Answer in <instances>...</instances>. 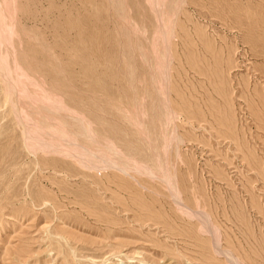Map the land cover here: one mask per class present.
<instances>
[{
    "label": "rangeland",
    "instance_id": "obj_1",
    "mask_svg": "<svg viewBox=\"0 0 264 264\" xmlns=\"http://www.w3.org/2000/svg\"><path fill=\"white\" fill-rule=\"evenodd\" d=\"M241 263L264 0H0V264Z\"/></svg>",
    "mask_w": 264,
    "mask_h": 264
},
{
    "label": "bare ground",
    "instance_id": "obj_2",
    "mask_svg": "<svg viewBox=\"0 0 264 264\" xmlns=\"http://www.w3.org/2000/svg\"><path fill=\"white\" fill-rule=\"evenodd\" d=\"M162 38H163V37H162ZM164 43H165V42H164ZM163 79H164V78H163ZM165 87H166V86H165ZM161 98H162V97H161ZM166 98H167V96H166ZM161 100H162V99H161ZM165 103H166V102H165ZM21 123H22V122H21ZM87 126H88V125H87ZM23 127H24V126H23ZM88 127H89V126H88ZM58 131H59V130H58ZM61 133H62V132H61ZM53 135H54V134H53ZM33 137H34V136H33ZM33 137H32V138H33ZM38 137H39V136H38ZM35 138H36V139H35ZM89 138H90V137H89ZM34 139L37 140V137H34ZM67 139H68V138H67ZM38 140H39V139H38ZM45 140H46V139H45ZM69 140H70V139H69ZM39 141H40V140H39ZM70 141H71V140H70ZM40 142H41V141H40ZM52 142H53V141H52ZM73 142H74V141H73ZM36 143H37V141H36ZM55 143H56V142H55ZM70 143H71V142H70ZM75 143H76V142H75ZM34 145H35V144H34ZM40 147H43V146L41 145ZM48 147H49V146H48ZM60 147H62V145H61ZM35 148H36V147H35ZM83 148H85V147H83ZM47 149H48V148H47ZM47 149H46V150H47ZM50 149H51V148H50ZM54 149H55V148H54ZM58 149H59V148H58ZM67 149H68V148H67ZM61 151H62V150H61ZM61 151H60V152H61ZM65 151H68V150H65ZM72 151L74 152V150H72ZM75 152H78V151L75 150ZM75 152H74V153H75ZM62 153H64V152H62ZM68 153H70V152H68ZM79 153H80V154H79ZM79 153H77V154H79V155H77V154H76V155L80 157V156H81V152L79 151ZM102 154H103V153H102ZM65 155H66V154H65ZM67 155H68V154H67ZM73 155H75V154H73ZM82 155H83V154H82ZM86 156H89V155H86ZM86 156H84V157H86ZM93 157H94V156H93ZM96 157H97V156H96ZM86 158H87V157H86ZM86 158H85V159H86ZM90 158H91V157L89 156L88 159H90ZM85 159H83V160H85ZM100 159H101V158H100ZM90 160H91V159H90ZM96 160H97V159H96ZM133 160H134V159H133ZM87 161H88V160H87ZM92 161H93V160H92ZM94 161H95V160H94ZM102 161H103V160H102ZM88 162H89V161H88ZM90 162H91V161H90ZM97 162H98V161H97ZM99 162H100V161H99ZM103 162H104V161H103ZM105 162H108V161L105 160ZM92 163H93V162H92ZM92 163H91V164H92ZM117 163H118V162H117ZM93 164H94V163H93ZM100 164H101V163H100ZM100 164H99V167H100ZM104 164H105V163H104ZM108 164H110V163H108ZM97 165H98V163H97ZM97 165H95V167H96ZM101 165H103V163H102ZM106 165H107V164H106ZM107 166H108V165H107ZM121 166H122V165H121ZM105 167H106V166H105ZM105 167H104V168H105ZM109 167H110V166H109ZM121 168H122V167H121ZM131 168H132V167H131ZM100 169H101V168H100ZM122 169H123V168H122ZM148 169H149V168H148ZM151 169H152V168H151ZM165 171H166V170H165ZM146 172H147V171H146ZM153 172H154V171H153ZM160 172H161V171H160ZM149 173H150V171H149ZM162 173H163V172H162ZM165 174H166V173H165ZM162 175H163V174H162ZM167 176H168V175H167ZM167 176H166V177H167ZM164 177H165V176H164ZM170 177H171V176H170ZM172 178H173V177H172ZM173 180H174V179H173ZM171 181H172V180H170V182H171ZM164 182H165V181H164ZM172 184H173V183H172ZM167 185H170V186H171L170 183H168ZM173 185H174V184H173ZM173 185H172L171 187H173ZM174 186H175V185H174ZM173 189H174V188H173ZM176 189H177V186H176ZM169 191H170V190H169ZM172 192H173V191H172ZM174 193H175V192H174ZM176 194H177V193H176ZM176 194H175V195H176ZM177 195H178V194H177ZM170 196H171V195H170ZM173 196H174V195H173ZM174 197H175V196H174ZM179 197H181V196H179ZM174 201H175V199H174ZM181 203H182V202H181ZM182 204H183V203H182ZM182 204H181V205H182ZM181 205H180V207H182V208H183V207H186V206H189V205H187V203L185 204L186 206H184V204H183V206H181ZM178 206H179V205H178ZM180 209H181V208H180ZM187 209L189 210V208H186V209L184 208V210H186V212H187ZM182 210H183V209H182ZM184 210H183V211H184ZM188 212H190V211H188ZM192 212H193V211H192ZM203 212H204V211H203ZM190 215H191V214H190ZM194 216H195V215H194ZM205 221H206V220H205ZM202 223H203V222H202ZM204 223H205V222H204ZM200 224H201V222H200ZM201 225H202V224H201ZM205 225H206V224H205ZM199 226H200V225H199ZM207 226H208V225H207ZM202 229H203V228H202ZM217 238H218V237H217ZM218 239H219V238H218ZM215 240L218 242V240L216 239V237H215ZM212 243H213V242H212ZM230 255H231V254H230ZM226 256H227V255H226ZM232 257H233V256H232ZM234 259H235V258H234ZM240 260H241V259H240ZM241 264H242V263H241Z\"/></svg>",
    "mask_w": 264,
    "mask_h": 264
}]
</instances>
